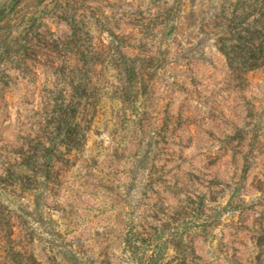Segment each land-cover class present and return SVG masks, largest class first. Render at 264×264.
Instances as JSON below:
<instances>
[{
	"label": "rangeland",
	"instance_id": "1",
	"mask_svg": "<svg viewBox=\"0 0 264 264\" xmlns=\"http://www.w3.org/2000/svg\"><path fill=\"white\" fill-rule=\"evenodd\" d=\"M0 264H264V0H0Z\"/></svg>",
	"mask_w": 264,
	"mask_h": 264
},
{
	"label": "trees",
	"instance_id": "2",
	"mask_svg": "<svg viewBox=\"0 0 264 264\" xmlns=\"http://www.w3.org/2000/svg\"><path fill=\"white\" fill-rule=\"evenodd\" d=\"M134 73H135V72H133V70H132V71H131V75H135ZM129 74H130V73H129ZM132 79H133V78H132Z\"/></svg>",
	"mask_w": 264,
	"mask_h": 264
}]
</instances>
